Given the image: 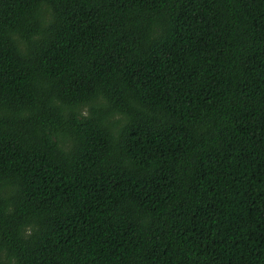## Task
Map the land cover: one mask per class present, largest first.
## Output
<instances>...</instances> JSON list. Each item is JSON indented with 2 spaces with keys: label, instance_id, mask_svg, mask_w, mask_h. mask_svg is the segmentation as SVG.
<instances>
[{
  "label": "trees",
  "instance_id": "1",
  "mask_svg": "<svg viewBox=\"0 0 264 264\" xmlns=\"http://www.w3.org/2000/svg\"><path fill=\"white\" fill-rule=\"evenodd\" d=\"M0 264H264V0H0Z\"/></svg>",
  "mask_w": 264,
  "mask_h": 264
}]
</instances>
